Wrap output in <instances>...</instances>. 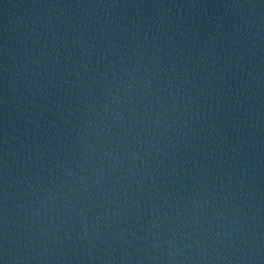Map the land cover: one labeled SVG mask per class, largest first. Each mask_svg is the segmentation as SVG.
I'll use <instances>...</instances> for the list:
<instances>
[{"label":"water","instance_id":"1","mask_svg":"<svg viewBox=\"0 0 264 264\" xmlns=\"http://www.w3.org/2000/svg\"><path fill=\"white\" fill-rule=\"evenodd\" d=\"M0 264H264V23L0 0Z\"/></svg>","mask_w":264,"mask_h":264}]
</instances>
